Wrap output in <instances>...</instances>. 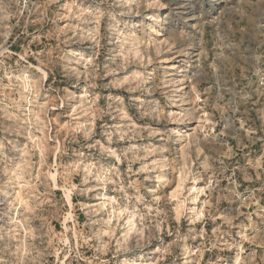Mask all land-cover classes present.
Wrapping results in <instances>:
<instances>
[{
	"label": "rangeland",
	"instance_id": "rangeland-1",
	"mask_svg": "<svg viewBox=\"0 0 264 264\" xmlns=\"http://www.w3.org/2000/svg\"><path fill=\"white\" fill-rule=\"evenodd\" d=\"M0 264H264V0H0Z\"/></svg>",
	"mask_w": 264,
	"mask_h": 264
},
{
	"label": "bare ground",
	"instance_id": "bare-ground-1",
	"mask_svg": "<svg viewBox=\"0 0 264 264\" xmlns=\"http://www.w3.org/2000/svg\"><path fill=\"white\" fill-rule=\"evenodd\" d=\"M179 80L178 79H175L174 80V82L173 83H175V85L173 86L174 87V97H173V99H172V104H173V106H174V108H176V107H183V105H184V97H183V85H182V83H177L176 84V82H178ZM179 116L181 115V114H178ZM176 116L177 118L179 117V116Z\"/></svg>",
	"mask_w": 264,
	"mask_h": 264
}]
</instances>
